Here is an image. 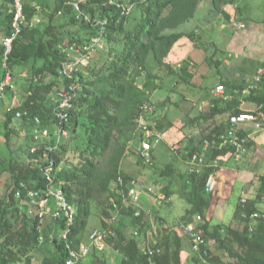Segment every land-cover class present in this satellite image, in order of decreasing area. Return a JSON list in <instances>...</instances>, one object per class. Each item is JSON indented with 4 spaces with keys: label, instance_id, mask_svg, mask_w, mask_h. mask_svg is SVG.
I'll return each instance as SVG.
<instances>
[{
    "label": "trees",
    "instance_id": "trees-1",
    "mask_svg": "<svg viewBox=\"0 0 264 264\" xmlns=\"http://www.w3.org/2000/svg\"><path fill=\"white\" fill-rule=\"evenodd\" d=\"M68 1L55 2L56 6L50 16L54 17L58 12H65L68 17L73 12L70 16V24L90 29L91 34L87 39L73 36L69 42L71 44L86 42L95 30L84 19L76 17L75 10L72 5L67 4ZM130 1L141 7V23L133 33H126L127 36L124 37L122 35L127 17L121 16V9L116 5L109 4L107 0H88L83 5L84 11L91 18L108 17L110 20L106 39L107 48L98 52H104L107 56L106 69L101 68L97 71L91 64L96 53L88 65L75 73L79 85L78 95L68 107L69 120L64 127L68 130L69 136L64 138L54 150L47 151V146L56 142L53 134L59 125L54 110L60 101V91L68 87V80H61L56 91L57 100L48 101L57 83H45L42 79L34 78L23 103L6 113L8 120L5 123L4 138L9 158L0 163L2 166L0 264H33L34 251L43 238L42 217L39 213L30 215L23 207L39 204L43 200L48 186L43 169L50 158H54L55 167L61 168L57 172L56 182L61 184L69 202L76 208L75 222L69 230L67 239L75 247L81 245L80 235L88 227L93 213V203L98 201L103 204L101 217L104 228H113L117 233L115 238L108 240L110 247L122 255L121 260L116 264H185L184 237L169 227H163L158 242L151 246L148 242V234L153 227L152 217L144 212L136 216L137 208L133 205H125L122 192L117 190L119 176L124 179V185L121 187L124 192L128 191L130 182H133V186L137 182L122 170V166L128 149L134 145L133 140L137 136L136 119L140 114V107L145 101H151L148 94L150 85L148 80L158 78L149 69L148 56L152 52L160 67L165 68L167 74L176 77L174 85L181 81L191 82L194 73L190 60L183 61L179 67L167 61L176 43L187 33L167 34L165 31L176 29L192 20L201 0ZM234 1L236 0H213V3L221 11L223 4ZM25 5L30 23L37 12V7L27 2ZM226 14L229 15L227 12ZM11 21L12 13L9 14L10 25L7 27V34L10 33ZM55 26L50 23L42 35L36 36L37 28L29 24L15 42L14 50L9 55L8 63L11 67L28 63L30 60L35 67L37 62L43 61L45 65L40 67L36 74L43 76L44 71H47L50 75H58L66 59V52L59 46L66 36L61 30L57 32ZM120 36L122 39H118ZM4 56L5 49L1 44L0 58ZM47 63H50L49 66H46ZM90 76L97 79L89 80ZM222 84L234 90H245L242 85L233 84L231 81ZM245 100L255 103L257 110L254 112L264 121V81L251 89ZM239 106L240 101L237 98H232L230 101L226 97L216 98L210 110L182 126L185 135L192 134L187 148L192 152H199L208 140L210 142V149L207 152L208 161L231 151L227 147L220 148V136L230 128L229 123L217 124L214 118L231 109H234L231 114L243 112ZM18 112L28 114L18 117ZM35 116L41 118L43 127L49 132V136L39 142L35 141L33 135L36 126ZM14 118L21 119L23 124L13 125ZM159 128L162 129V124H158ZM198 134L203 137L199 145L195 140ZM34 147L36 150L33 152ZM136 147L139 145L137 144ZM138 163L144 165L139 154ZM212 169L204 168L202 173L188 174L192 188L188 193V201L192 205L184 219L187 220L198 214L204 219L198 227L206 239L201 256L215 264H264V208L259 207L264 202V177L260 178L261 185L255 199H248L245 205L241 202L238 204L235 219L241 226L232 224L211 226V221L206 218L205 213L211 202L210 198L205 196L207 193L204 190V183ZM165 173L169 172L166 170ZM165 191L171 195L169 191ZM114 202H118L121 206L118 216L127 215L132 218L133 230L130 233L117 227L112 219L115 211ZM244 211L258 212L260 217L254 221L245 219ZM57 222L64 229V222L61 220ZM186 222L185 226L192 221ZM251 224H254L252 230ZM55 240L60 256L46 255L39 264H65L68 256L66 240L64 238L60 241ZM210 241H214V244H209ZM222 250L227 255V260L217 253ZM205 251L207 254H204ZM93 264H110V262L107 256L101 255L96 250Z\"/></svg>",
    "mask_w": 264,
    "mask_h": 264
},
{
    "label": "rangeland",
    "instance_id": "rangeland-1",
    "mask_svg": "<svg viewBox=\"0 0 264 264\" xmlns=\"http://www.w3.org/2000/svg\"><path fill=\"white\" fill-rule=\"evenodd\" d=\"M57 1V0H56ZM120 3H123L126 6V9L128 10L129 13L125 15L127 18L125 20V27H124V33L122 37L127 36L126 33H133L134 30L137 28V26L141 23V17H142V9L140 6L132 4L130 0H117ZM28 2L31 3V5H34L32 3L38 5H47V3L42 2V0H28ZM57 2H61V0H58ZM71 0L67 2V4L70 5ZM208 0H203L202 4H208ZM56 6V3H55ZM7 9L9 11L8 13L11 12V7L7 6ZM233 16H236L237 14L240 15V20H238L237 23H242L244 25V28L247 25V16L250 15L249 9L252 11L251 17H253V20L258 21L261 20L264 16V0H245L242 2H239L233 6ZM232 13V12H231ZM73 15V12L70 13V16ZM70 16L67 17L65 12H59L55 14L53 17H48L50 23L52 25L56 24V31L59 32L60 30L62 32H65V36L59 46V48H65L69 44V40L74 36H79L83 37L84 39H87V37L91 34L90 29H85L83 27H79L75 24H70L69 21H71ZM232 16V14H231ZM250 16L248 18H250ZM44 16L39 13V19L35 20L39 24H35V22H30L31 27L37 28V34L36 36H40L43 34L45 28L47 25L45 24ZM63 25V26H62ZM131 30V32H130ZM79 32H81L79 34ZM7 35V34H6ZM5 35V36H6ZM4 36V37H5ZM3 37V38H4ZM3 38L0 39V45L3 44ZM118 39H122L121 36ZM220 43H207L205 42L204 45L207 46L208 49H210V54L211 58L213 59L211 63L216 64L212 67V74L208 76V78L205 81V85H213L216 84L217 80L220 79L219 72L218 70H224L228 69V73L226 74L228 77H235V79L230 80L233 84L236 85H242L245 87V90L247 93L244 94V90L236 92L235 91V96L236 97H241L246 99L248 97V93L251 89H254L251 87L253 84L254 78L256 75L264 69V39H216ZM228 41V42H227ZM222 43V44H221ZM220 44V45H219ZM107 60V56L105 55L104 52L97 53L96 56L92 59L91 64L93 67L96 68L97 71H99L101 68H105V62ZM53 63V62H50ZM50 63H47L46 66H49ZM45 63L43 61H39L36 63V66H33V61L30 60L28 63H20L16 66L11 67V65L8 63V59L4 56V58H0V82L3 80L5 74L7 72H10L13 79H14V84L15 88L12 90H9L6 94L5 99H3L0 102V163L5 162L9 158V151L5 147V133H6V126L5 123L8 120L6 113L10 109H14L16 107H19L25 98V95L29 91V87L33 79L38 78L42 79L45 83L51 82V83H57V85L54 87L53 94L49 95L48 101H56L57 100V89L59 88V84L61 83V78L58 75H50L49 72L44 71V75L42 76L41 74H36V71L44 66ZM148 65L149 69L157 75L158 78L156 79H149L150 85L148 87V94L150 95L151 101L156 105V114L154 117V120L157 123V130L161 131L162 133H165V128H170L168 125L169 118L172 114V119L178 117L180 115V110L179 107H175L171 105V101L168 100L169 98H178L183 95L187 96H193L192 91L188 92L185 90L186 85L181 84L179 82V85L176 89H173L175 87L174 82L176 81V77L174 75H169L167 74V70L163 67H160L158 62L155 60V57L153 53L151 52L150 55L148 56ZM89 73V72H88ZM90 75V73L88 74ZM206 76V77H207ZM97 77H92L90 76L89 80L95 81ZM147 79V78H144ZM222 84V83H221ZM218 85V84H217ZM159 86V87H158ZM190 88V87H189ZM166 89L167 91L164 92L163 90ZM227 89V92L231 90V88H228L227 86L225 87V93ZM161 90V91H157ZM160 92V93H158ZM216 92V91H215ZM225 93L223 95H225ZM230 93V92H229ZM243 94V95H242ZM216 95H218L219 98L223 96L222 94H218L216 92ZM215 95V96H216ZM227 95V94H226ZM196 97V94H194ZM215 98V99H216ZM199 100V99H198ZM247 104L246 105V111H254L255 109V103L253 104L252 102H248L246 100ZM212 107V103L210 105ZM205 113L207 109L203 108ZM209 110V109H208ZM199 111L201 109L199 108ZM202 112V111H201ZM192 113V112H191ZM231 114V113H230ZM229 114V115H230ZM175 115V116H174ZM229 118V116H228ZM228 118L226 123L228 122ZM263 126H264V121L259 120ZM215 122V120H214ZM22 123L21 119L19 118H14L13 119V125L19 126ZM217 123V122H215ZM23 124V123H22ZM158 124H162V129H158ZM180 127V125H178ZM178 127V128H179ZM192 134L186 135L185 138L181 139L180 141H175L173 143H170L167 139L163 138L161 144L156 148V157H154L155 165L153 167L147 166V165H142L137 162L138 159V152H139V147H136L137 144H134L131 148L128 149L127 152V160L130 163V166H127V168H130L131 170L138 172L140 170L139 176L136 178L138 183L142 184L145 186L144 190V195L143 198L145 199L147 197V201L144 200V203L146 202V207L145 209L143 208L141 212L148 213L150 216L156 212V208L152 206V203L149 200L148 203V197L150 199L153 198L155 199L153 195L147 193V189L152 187L153 185H156L157 188L167 190L169 191L171 195H173V199L170 203L164 204V203H159L156 204V207L160 208V212L166 216V221H167V226L162 222V218H159L161 215L158 214V219L154 220L152 217V222H153V227L149 232L148 236V242L151 246L155 245L158 240L159 236L163 232L162 228L163 227H169L173 229L174 231H178L181 234H183L184 239L186 240L185 242V248L188 251V247L191 244L192 245V236L189 233V231L186 229V227L181 226L180 222L182 221H192V224H195L197 221V216L199 215H193L189 218L184 219V216L186 215L187 209L190 208V204L187 200V198L184 197V195H188V193L191 192V183H188V180L184 181L183 177H176L175 181L173 182L170 181L169 183L166 179L168 177L167 174H165V171L167 170V165L168 164H181V168L183 171L188 170V165H186L185 162H183L181 159H185V156L183 155V150L177 151L175 149L176 145H181L182 148L186 149L187 146L190 143V139ZM24 138V136H23ZM203 137L201 134H198V136L195 138L197 144H200V141ZM195 143V141L193 142ZM136 145V146H135ZM248 148V145H247ZM203 150V149H202ZM245 153V152H244ZM244 154H242L243 156ZM241 156L240 160L243 158ZM217 160V158L215 159ZM187 162V160L185 159ZM2 169V166L0 165V170ZM61 169V168H60ZM59 169V171H60ZM182 170L179 168L177 169V172H182ZM165 174V175H164ZM187 173L185 172V175ZM189 174V171H188ZM261 185V183H260ZM260 187V186H259ZM217 190V189H216ZM258 192V191H257ZM256 188L255 187H250L249 190L246 191V198L250 199V195L252 196L253 200L255 199L256 195ZM243 193V188H240L239 186H235L234 188L230 189V191L226 194L228 195V199L224 198V201H227L228 204L222 205L225 209L226 216L222 219L224 222H227L228 218H231L234 212V207L235 205L239 202L241 196ZM256 194V195H255ZM170 195V196H171ZM226 195H222L223 197H226ZM172 197V196H171ZM143 201V199H142ZM155 201V200H154ZM261 204H264L261 203ZM263 205H260V209H263ZM52 207L53 205H46L43 206V203L39 204H31L29 206H24L23 208L28 211L30 215H35L39 213L40 211H45V216L42 218V235L43 238L39 245L37 246L36 250L34 251V259H33V264H39L43 257L46 255L53 256V257H59L60 256V251L57 248V242L55 239H58L59 241L61 238H63L64 234V229L62 230L63 232L57 233V232H50L49 230V225L50 224H55L54 222H57V220L52 216ZM143 207V206H142ZM103 209V204L99 203L98 201H95L93 203V213L90 217L89 224L87 229L80 235L82 238V243L86 245H90L89 241V235L91 232H93L95 229H100L101 228V223L99 219V213L102 212ZM220 210L218 209L217 212ZM119 214V213H118ZM117 214V220L115 221L117 227L121 229H125L130 233L133 228H132V218L127 215H119ZM155 216V215H154ZM157 217V216H156ZM100 218L102 220V217L100 215ZM218 220V219H217ZM216 220V221H217ZM204 221V219H203ZM229 224L235 225V226H241L237 220L234 218L233 221ZM229 224H223V225H229ZM47 225V226H45ZM165 225V226H164ZM201 225V223L196 225V228H198ZM209 244L213 245L214 241L208 242ZM91 253L95 252L97 250L98 253L101 255H105L108 258V261L110 264H116L118 263L122 255L114 251L112 247H110V242H107L105 245H103L101 248H91ZM147 250V249H146ZM222 258H225L227 260V255L225 252L218 251L217 252ZM185 258V264H215L212 261H209L205 257L201 256L199 252H193L189 251L184 254Z\"/></svg>",
    "mask_w": 264,
    "mask_h": 264
},
{
    "label": "built area",
    "instance_id": "built-area-1",
    "mask_svg": "<svg viewBox=\"0 0 264 264\" xmlns=\"http://www.w3.org/2000/svg\"><path fill=\"white\" fill-rule=\"evenodd\" d=\"M12 7V21L10 33L3 38V46L5 49V57L8 59L9 55L12 54L14 50V44L19 39L24 29L30 24L28 16L26 14V5L25 0H10ZM88 0H71L70 5L75 10L76 17L78 19H84L89 23L95 30L89 40L83 43H72L66 46L63 50L66 52V59L63 62L62 68L60 69L59 76L61 79L68 80L69 84L67 88H63L60 93V101L58 106L54 110L56 119L59 122L58 129L53 134V137L56 139L55 143L47 146V151L54 150L58 144L66 137L69 136V132L65 129V124L69 120L68 107L73 103L75 98L78 95V83L75 76V73L79 71L83 66L88 65L91 62L92 57L100 52L105 50L106 39L108 36L110 20L108 17L93 19L88 15L83 8V5L86 4ZM111 5H116L121 9V16L124 17L127 15L128 10L123 3L118 2L117 0H107ZM235 26L238 29L244 28L242 23H235ZM264 81V69L256 75L254 78L252 88H255L256 85ZM15 88L14 79L10 72H7L0 83V100L5 99L6 94L9 90ZM218 94L225 93V86L220 84L216 88ZM25 112H18L17 116L21 117L27 115ZM156 114V105L152 101H145L140 107V114L136 119L137 125V136L133 140V144L139 145V158L143 161L144 165L153 167L155 163L154 152L156 148L161 144L164 135L161 131L157 130V123L154 120ZM259 115L254 111H243L238 114L229 115V126L230 128L225 131L221 136L220 148H229L236 160H239L247 151L248 138L243 133V127L247 124H252L256 129L263 128V124L259 121ZM35 128L33 135L36 142H39L42 138L49 136L47 129L43 127V123L40 117L35 116ZM175 149L177 151L183 150V155L188 163V170L190 173H202L204 168H214L218 164L216 160L208 161L207 152L210 149V142L208 140L202 146L201 151L192 152L190 149L182 148L181 145H176ZM36 147L32 149L34 152ZM218 161V160H217ZM58 167H55L54 158H50L47 166L43 169V172L48 181V186L46 192L44 193V198L40 202L43 203V206L53 205L52 216L56 220H61L64 222V234L63 238L66 240V250L68 253L65 264H83L84 259L89 256L91 253V248H101L105 245L108 240L115 238L117 236L116 231L113 228H103L95 229L89 235L90 245L81 244L79 247H75L72 242L68 239V233L71 226L75 222L76 208L72 205L66 193L61 186V184L56 182ZM124 185V179L122 176L118 177V190L122 192L123 202L125 205H133L136 207V216L142 214V204L145 186L140 183H136L134 186L131 185L127 192L123 191L121 188ZM218 186V181L213 172L207 175L204 183V190L207 194H213ZM147 193L154 196L155 200L159 203H170L172 197L163 189H158L156 185L147 189ZM248 199L242 197L241 203L245 205ZM114 210L112 219L117 220V214L121 208L118 202H114ZM40 216L43 218L45 216V211L39 212ZM244 218L250 219L252 221L257 220L260 217L258 212L248 213L244 211ZM203 222V217L201 215L197 216V221L195 224L184 225L186 229L192 236V251L199 252L202 254L203 245L206 244V239L201 231L196 228V225ZM254 224L250 225L252 230ZM138 234V232H136ZM150 251V250H149ZM204 254H207L205 251Z\"/></svg>",
    "mask_w": 264,
    "mask_h": 264
},
{
    "label": "crops",
    "instance_id": "crops-1",
    "mask_svg": "<svg viewBox=\"0 0 264 264\" xmlns=\"http://www.w3.org/2000/svg\"><path fill=\"white\" fill-rule=\"evenodd\" d=\"M57 1L42 0V2L47 3V5L44 6L42 5L36 6L37 4L32 3L34 4L33 6L37 7L36 8L37 12L33 16L32 23L35 22V24H39L38 23L39 20L38 22H36L35 20L39 19V13H41L45 18L44 19L45 24L49 25L50 21L48 17H50L51 12L54 10L55 2ZM208 1L209 3L204 5L202 4L203 0L200 1L195 11L194 18L192 20L180 25V27L176 29H167L165 31V33L167 34L172 32L187 33V35L183 36L181 40L176 43L170 55L168 56L167 61L173 64L175 67H179L181 66L183 61L190 60L192 63L191 69L192 72L194 73V77L190 83H185L181 81V84L186 85L184 86L185 90H187L188 92L192 91L191 95L193 96L183 95L180 96L178 100L177 98H172V99L170 98L172 106L179 107L181 106L182 103V106L179 107L180 110L178 111L180 112V115L178 117H176L177 115L176 116L174 115L175 118L172 119V114H171L168 121V125L170 126V128L168 129L165 128V133H163L164 138L167 139L170 143H173L175 141H180L181 139L185 138L186 135L182 129V126L184 124H187L191 119L195 117H199L201 114H203L204 112L203 108L205 109L208 108L210 110L211 103L214 102L216 97H218V95H216L215 92L218 85H220L223 82H228L232 79H235V77L232 78L226 75L228 73L227 72L228 69L227 71L226 69L224 70L219 69L218 72L220 79L217 80L216 84L205 85L206 79L210 74L213 73L212 67L216 64L211 63L213 59L211 58L210 49H208L207 46L204 45V43L212 42L213 45L215 43L216 44L220 43L216 39H264V16L261 20L258 21L253 20V17L250 16L252 15L251 9H249L250 15H246L247 16L246 27L242 29H238L235 26V23L238 22V20H240V15L237 14L236 16H233L235 12H233V9L231 8H233L235 4L242 2L244 0H236L233 3L226 5L223 4L221 7V11L215 7L213 0H208ZM25 2L30 4L28 0H25ZM7 6L11 7L10 0H0V39H2L7 34L8 32L7 27L10 25L9 14L12 13V7H11V12L8 13L10 9L8 11ZM226 12L229 15H227ZM249 16L250 18H248ZM178 85L179 82L175 85L174 89H176ZM157 91H161V90H157ZM163 91L166 92L167 90L164 89ZM229 92L225 93V95L221 97H226L228 101H230L232 98H237L240 101V106H239L240 110L246 111L245 110L247 108L246 105H248L246 103L247 101L245 99L243 100V98L241 97H236L234 95L235 94L234 88H231ZM236 92H238V90H236ZM243 92L244 94L247 93L246 90H244ZM194 94H196V97L194 96ZM252 103L254 104V102ZM199 108L201 109L202 112L199 111ZM233 110L234 109H231L225 112L224 114L216 116L214 118L215 122H217V124L226 123L229 114L232 113ZM256 110L257 109L255 107L254 111ZM178 125H180V127ZM243 132L248 138V148L247 151L242 156L243 158L241 160L240 159L236 160L232 152L229 150L227 151L226 154L220 155L217 158L218 161L216 160V162L218 165L212 169V172L215 174L218 181L217 190L213 194L205 195L206 197L210 198V202H211L209 208H207L205 212L206 218L211 221V226L231 223L235 218V213L239 202H241L242 197H247L246 191L249 190L250 187H255L257 192L261 183L260 178L264 177V126L261 129H256L252 124H247L245 127H243ZM127 157L128 155L124 159L122 170L128 175L132 176L134 180H137L136 178L139 176L140 170L138 172H135L130 168H127V166H130ZM154 157H156V152H154ZM181 160L185 162L186 165H188V163L185 161L184 158ZM179 168L182 170L181 164L179 163L167 165V172H169V173H165L168 175V177H166L167 181L171 183L170 181L173 180L174 182L176 177H180V178L183 177L184 181L188 180V183H190L188 170L186 169V171L182 170V172L179 171L177 172V169L179 170ZM185 172L187 173L186 175ZM136 183H138V181ZM236 185L239 186L240 188H243V193L239 202L234 207L233 215L231 216V218H228L227 222H224L222 219L226 216V213H228V211L225 212V209L222 205L228 204V202L224 201L223 199L224 198L228 199V195L226 194L230 191V189L234 188ZM173 195L174 194L171 195L172 199H173ZM222 195H226V197H223ZM252 196L250 195V199H252ZM184 197L187 198L188 200L187 194L184 195ZM144 200L147 201V197L145 199L143 198V201H141V204L145 209L147 204L146 202L144 203ZM149 200L152 203V206L156 208V212L154 213L155 216L152 214L151 217H153L154 220H156V216L158 218L157 212H159V215H161L159 218H162L161 219L162 222L167 226L166 216L159 211L160 210L159 207H156V204H158L157 201L155 199L154 201L153 198L150 199L148 197V203ZM189 204L191 207L192 204L190 202ZM260 205H263L262 207H264V204H260ZM218 209L220 210L219 212H217ZM101 213H99L98 215L101 223L100 229H103L105 225L100 218ZM54 223L55 224L49 225L50 232L51 233L63 232L62 225L58 222H54ZM180 224L181 226L185 227L184 226L185 221L180 222ZM178 233L183 236V234H181L180 232ZM189 251H192L191 244L188 247V251L187 249H185L184 254ZM93 263H94V253L92 252L89 254V256H87L84 259L83 264H93Z\"/></svg>",
    "mask_w": 264,
    "mask_h": 264
},
{
    "label": "water",
    "instance_id": "water-1",
    "mask_svg": "<svg viewBox=\"0 0 264 264\" xmlns=\"http://www.w3.org/2000/svg\"><path fill=\"white\" fill-rule=\"evenodd\" d=\"M131 185H132V182L129 183V187H131Z\"/></svg>",
    "mask_w": 264,
    "mask_h": 264
}]
</instances>
